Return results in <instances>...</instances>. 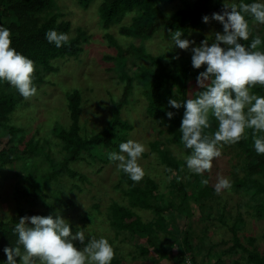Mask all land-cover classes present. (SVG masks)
Returning <instances> with one entry per match:
<instances>
[{
	"label": "trees",
	"instance_id": "obj_1",
	"mask_svg": "<svg viewBox=\"0 0 264 264\" xmlns=\"http://www.w3.org/2000/svg\"><path fill=\"white\" fill-rule=\"evenodd\" d=\"M94 1L77 0V3L87 9ZM243 2L251 3L252 0H243ZM98 7L99 18L104 29L116 25L119 27V34L130 40L138 41V43L132 42L126 49L119 48L115 57L107 55L103 59L104 62L115 63L116 80L122 85L120 99L111 102L109 121L101 132L87 138L82 137L79 126L83 112L82 96L78 90L65 93L70 125L67 130L57 128V126L52 129V134L58 140L62 153V158L55 160L48 150L44 151L46 147L40 146L39 141L29 139L23 143V130L10 125L9 117L16 107L22 103L25 104L27 99L23 98L7 82L0 83V132L6 134L5 138L0 139V169L24 160L33 164L34 171L29 173L26 181L31 184L27 191L33 198L30 205L33 204V200H42L43 191L49 189L54 183H56L55 192L60 195L64 194L60 180L63 174L68 178L77 179L80 183L86 182L87 177L77 173L71 165L86 161L91 165L95 163L107 165L114 162L108 159V153L119 151L118 145L126 141L127 134L131 130L130 125L122 118V113L137 89L146 102L144 110L146 117L163 131H160V134L166 133L168 136L164 139V143L153 142L149 147L152 150L158 148L157 156L161 165L165 167L167 175L172 177L168 182V195L160 196L157 194L159 185L156 182L144 176L140 182L134 183L121 170L117 187H125L121 192L127 201V206L119 203L109 206L110 225L115 228L116 235L126 234L123 236L129 242L137 237L145 239L146 248L134 245L137 253H131V258L139 253L141 256L145 254V259H149L147 258L149 249L152 247L158 252L159 258L171 261L173 264H187V262L189 264H211L210 251L203 256L200 262H197L201 249L199 242L195 239L197 237L193 229L188 227L185 230H179L170 223L175 221L171 215L178 208H182L187 213L190 211L188 207L190 201L198 205L197 208L201 212L199 215L203 222L211 220L213 211L208 200L215 192L208 183H203L206 177L195 174L187 175L185 162L174 154V151H177L185 156L190 154L191 150L185 149L180 139L179 126L184 109L183 107L173 109L168 103L170 99L195 98V95L202 90L197 86L196 77L204 70V66L194 69L191 65V56L174 50L153 56L146 51L144 43L159 33L165 34L171 40L170 31L175 30H181L183 33L181 38L185 39L194 31L212 25L217 21L211 20V14L222 11L223 0H102ZM54 10H57L54 8V0H0V24L11 29L12 47L35 62L34 83L37 86V92L45 86L53 85L46 80V77L59 72L60 68L54 62L63 58H77L83 51V44L89 39L85 32L77 31L76 35L69 39L67 46L57 48L54 44L48 43L45 39V33L48 30L55 29L57 32L67 34L70 30V24L63 20L62 13L52 12ZM130 15H132L130 23L122 25L123 20ZM205 15L210 17L207 24L202 22V17ZM249 24L251 35L248 41H242L245 45L249 44L256 35L264 37V25L254 23L251 19H249ZM219 25L223 31L222 25L220 23ZM106 38L109 39V36ZM115 42L114 40L111 44L116 45ZM140 61L148 62L150 68L140 66L138 64ZM128 64L131 65L130 68ZM110 69L113 71L112 68ZM251 91L257 95H264V88L259 85L254 86ZM189 94L190 97H188ZM168 111L174 112L171 120L166 116ZM210 123L211 127L205 130L208 134L214 132L218 126L214 117H210ZM247 132V140L234 144L241 151L242 161L237 166L236 172L241 173L242 177H235L232 188L236 193L240 191L242 196H246L249 201L256 202L252 206L258 209L254 215L264 220V155H257L254 151L251 130ZM19 134L21 136L18 138ZM39 156H44L47 161L46 171H39V165L35 162ZM26 161L25 167L29 166V162ZM99 171L100 169L97 170ZM184 176L186 180L182 182ZM71 190L81 191L78 186H73ZM176 198H180L178 203L174 201ZM157 200L160 206L156 205ZM149 201H154V204L149 205ZM57 203L62 205L59 198H57ZM71 205L69 200L64 201L63 206L71 207ZM46 208L49 209V207ZM54 209L50 207L52 212ZM138 209L152 211L153 218L143 221L136 211ZM205 209L209 210L208 215H204ZM32 213L36 215L33 211L18 212L11 222H0V262L6 260L4 247H12L16 243L17 237L12 232L13 226L21 217ZM218 215L222 218L223 211H219ZM240 221L245 222L239 214L236 223L230 228L227 227L228 233L232 236V246L227 250H222L219 257L234 259L231 264H264V252L259 251V246H254L256 242L254 238L247 239L246 243L240 241L238 235L240 230L238 232L236 230ZM206 234H208L207 229L204 230V236ZM261 239L264 242V232ZM110 243L113 245V242ZM113 247L115 256L112 264H121L122 254L119 253L122 252L117 246ZM214 264L225 263L217 259Z\"/></svg>",
	"mask_w": 264,
	"mask_h": 264
},
{
	"label": "rangeland",
	"instance_id": "obj_2",
	"mask_svg": "<svg viewBox=\"0 0 264 264\" xmlns=\"http://www.w3.org/2000/svg\"><path fill=\"white\" fill-rule=\"evenodd\" d=\"M101 1L95 0L85 9L77 3V0H54V8L57 10L52 12L62 13L63 20L70 24L69 39L73 38L77 31L85 32L89 39L83 44V51L77 58L56 60L54 64L59 66V72L46 77V80L53 85L50 87L45 86L35 96L28 98L25 101L28 105L26 103L18 105L9 117L10 125L23 130V143L29 139H33L35 142L39 141L40 146L46 147L44 151L48 150L55 160H60L62 153L58 140L52 134V129L57 126V128L67 130L70 125L65 93L78 90L82 96L81 106L83 112L79 120L80 135L87 138L101 132L110 119L111 102L119 100L122 94V85L116 80L115 63L104 62L103 59L107 55L115 57L119 48L126 49L132 42L138 43V41L130 40V38L119 34V27L116 25H111L108 29L103 28L98 7ZM237 1L235 0V2ZM131 18L132 15L127 16L122 25H128ZM217 32L222 33L219 23L214 22L208 27L194 31L185 39L195 41L196 45L207 39L208 43L211 44ZM106 36H109V39ZM168 39L165 34L159 33L151 40L146 41L144 47L149 54L157 56L161 52L167 51L171 43V40ZM114 40L116 45L111 44ZM173 50L191 56L190 49L180 50L173 46ZM138 64L150 68L148 62L140 61ZM130 67L131 65L128 64V68ZM107 69L110 71H106ZM188 97H190V94ZM145 105V99L136 89L122 113V118L131 127L130 132L126 133V141L132 139L145 144L146 151L139 163L145 171V177L159 185L157 194L166 196L169 192L168 182L172 176L167 175L165 167L161 165L157 156L158 148L152 150L149 145L153 142L164 143V139H167L168 136L166 133L160 134L162 130L146 117L144 113ZM20 136L21 134L18 135V138ZM5 137L6 134L0 132V139ZM174 152L176 156L184 161L183 154H179L177 151ZM221 153L220 157L213 160L211 171L202 175L206 177L208 185L213 190L217 174L230 178L232 182L236 176L242 177L241 173L236 172L237 166L242 161L241 151L235 145H224L221 148ZM25 161L0 169V222H11L18 212L33 211L36 215L48 216L51 214L53 217L59 214L70 223L73 233L83 230L86 236L88 234L97 237L103 235L109 242H113V246H117L122 252L119 253L122 254L121 264H173L171 261L159 258L158 252L152 247L149 249L147 257L149 259H145V254L141 256L139 253L131 258V253H137L134 245L146 248L145 239L137 237L129 242L123 236L126 234L116 235L115 228L110 225L109 206L113 203L127 206V201L121 192L125 187H117L121 174V169L117 167L118 162H110L107 165H101L100 163L91 165L88 164V161L73 164L71 168L87 177L86 182L80 183L77 179L68 178L63 174L60 180L62 181V189L65 191L64 194H57L55 192L56 183H52L54 186L50 185L49 189L43 191L44 197H42V200L44 203L42 204V200L37 199L36 201L33 200V204L30 205L33 198L27 191L31 184L26 181L30 175L29 173L34 171V166L31 162L26 161L29 162V166L25 167ZM35 162L39 165V171H46L48 165L44 156H39L35 159ZM99 169L100 171L97 172ZM186 174L193 173L187 169ZM185 180L186 177H182V182ZM73 186H78L81 191L71 190ZM70 191L72 193H69ZM57 198L62 201V205H58ZM66 200L72 203L71 207L63 206ZM174 201L178 203L180 198H176ZM149 202V205L154 204V201ZM155 203L160 206L158 200ZM208 203L212 206L213 211L211 220L207 222L202 221L199 215L201 212L197 208L198 205L192 201L188 204L190 210L188 213L184 212L182 208H178L171 215L175 221L170 223L179 230L191 227L195 232L197 237L195 239L199 242L201 249L197 256V262H200L203 256L210 251L211 264H214L217 259L225 264H231L234 259L224 256L219 257V255L222 254V250H227L232 246V236L228 233L227 227L230 228L236 223L239 214L245 220L244 223L240 221V224L236 226L237 232L240 230L238 232L240 241L246 243L247 239L252 237L256 240L254 246H259V251L264 252V242L261 239L264 232V220H262L263 218H256V215H254L258 211L257 208H252L256 202L249 201L246 196H242L240 191L236 193L231 187L229 191H222L220 194L214 193ZM46 207H49V209ZM50 207L55 208L53 212ZM136 211L143 221L153 218L154 213L152 211L144 209ZM219 211H223L222 218L218 215ZM203 213L208 215L210 212L205 209ZM32 215L34 214L28 216ZM205 229L208 230V234L204 236Z\"/></svg>",
	"mask_w": 264,
	"mask_h": 264
},
{
	"label": "clouds",
	"instance_id": "obj_3",
	"mask_svg": "<svg viewBox=\"0 0 264 264\" xmlns=\"http://www.w3.org/2000/svg\"><path fill=\"white\" fill-rule=\"evenodd\" d=\"M249 19L264 25V0H224L222 11L211 14V20L219 22L223 29L215 34L211 44L205 39L196 45L195 41L182 39L181 30L170 31L167 52L173 46L190 49L192 67L204 66L196 77L202 90L195 98L168 101L173 109H184L180 139L184 148L191 150L184 161L188 171L195 175L210 172L213 160L222 155L221 148L247 140L249 129L254 151L264 155V95L251 91L257 85L264 88V37L256 35L249 44L242 43L251 35ZM209 20L208 15L202 17L203 23ZM45 39L57 48L69 44V35L55 29L48 30ZM35 71V62L12 47L11 29L0 24V83L7 82L23 98H31L38 91ZM166 116L171 120L174 112L168 111ZM210 117L215 118L218 126L208 134L205 130L211 127ZM118 148L119 151L108 153V159L118 162L117 167L131 181L140 182L145 176L139 163L146 151L145 144L129 139ZM231 187L230 178L217 174L216 194ZM12 232L16 243L4 247L6 260L0 264H112L115 256L114 247L105 236H86L83 230L73 233L70 223L59 214L21 217Z\"/></svg>",
	"mask_w": 264,
	"mask_h": 264
}]
</instances>
